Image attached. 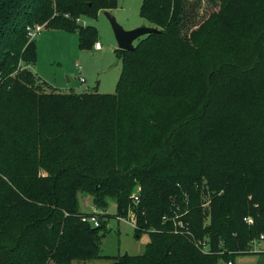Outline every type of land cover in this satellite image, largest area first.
Here are the masks:
<instances>
[{
	"label": "trees",
	"instance_id": "1",
	"mask_svg": "<svg viewBox=\"0 0 264 264\" xmlns=\"http://www.w3.org/2000/svg\"><path fill=\"white\" fill-rule=\"evenodd\" d=\"M218 3L190 29L189 0H143L141 17L159 31L133 51L116 49V93L76 94L43 87L31 69L37 51L27 27L78 31L80 46L90 47L95 32L67 20L95 19L118 0H0V127L34 128L15 161L0 166V264L107 257L101 240L110 215L79 210L78 193H91L101 209L116 197L121 218L137 183L135 235L147 232L150 242L114 264H216L256 253L251 242L264 234V110L255 107L264 106V92L239 89L264 78V14L242 29L238 19L260 0ZM220 29L236 34L234 46L220 47ZM92 214L99 225L83 221Z\"/></svg>",
	"mask_w": 264,
	"mask_h": 264
},
{
	"label": "rangeland",
	"instance_id": "2",
	"mask_svg": "<svg viewBox=\"0 0 264 264\" xmlns=\"http://www.w3.org/2000/svg\"><path fill=\"white\" fill-rule=\"evenodd\" d=\"M192 4V13L194 15L193 23L190 25H199L208 16L218 10V0H189ZM143 0H118L117 8L109 11L114 14L118 21L129 28L131 25H150L147 20L141 17L140 8ZM264 14V0L249 14L238 19L237 27L246 28ZM69 17V16H67ZM81 18V22L77 19ZM69 18L68 22H72L75 27L83 29L85 32H95V36L91 41L90 47H81L79 44L78 31H70L64 28L46 27L45 23H38L43 26V29L36 35L35 38H29L34 41L37 51V59L31 65V69L35 76L42 80L43 87L47 91L56 89L60 92H72L82 94L84 92L98 91L101 93L114 94L117 91V83L122 73V61L119 58L116 49L118 48L117 40L113 32L110 21L108 20L105 11H101L97 18L78 17ZM80 24L82 26L76 25ZM35 24V25H38ZM96 26L91 27V26ZM139 25V26H140ZM92 28V29H89ZM94 29V30H93ZM218 44L222 48L232 47L236 44V34L232 30H218ZM96 42H101L103 48L97 50L94 48ZM137 40L135 41V43ZM84 77L85 81H81ZM239 92L244 96L255 92H264V78L258 79L245 85ZM246 99V97H241ZM6 104V102L4 103ZM258 111L264 106L258 104L255 107ZM254 111V108L252 109ZM248 132V130H246ZM254 131H250L251 135ZM34 139V128L30 123L24 125L23 133L14 134L6 128L0 127V144L12 147L14 153L0 152V166L6 167L13 163L16 157L17 148L22 147V144ZM28 153L31 154L29 150ZM27 154V153H26ZM14 158V159H13ZM4 177L3 175H1ZM5 179V178H4ZM30 177L23 182L29 185ZM193 185L199 189L201 182L199 180H191ZM142 186L137 183L133 193L129 197L128 214L126 217L117 218L118 202L114 196L106 197L107 208H97L94 204V197L89 192H79L78 202L79 210L84 213L98 212L101 214H109L107 218L108 231L101 240L102 250L107 257L90 259L86 261H73L72 264H114V257L120 254L129 253L132 255L142 254L146 250L147 244L150 242V235L147 232L137 237L135 235V226L132 223L133 215H136V207L138 205L134 200V194L140 191ZM137 190V191H136ZM204 205L207 204L206 198H202ZM261 248L253 246V252L256 253H240L231 257L232 264H264V242L261 243ZM48 264H57L53 261ZM216 264H227V261L221 259Z\"/></svg>",
	"mask_w": 264,
	"mask_h": 264
},
{
	"label": "water",
	"instance_id": "3",
	"mask_svg": "<svg viewBox=\"0 0 264 264\" xmlns=\"http://www.w3.org/2000/svg\"><path fill=\"white\" fill-rule=\"evenodd\" d=\"M105 14L110 21L113 32L115 34L118 48L133 51L135 49V41L148 34L158 32L156 27L151 25H140L131 29L122 25L114 14L105 11Z\"/></svg>",
	"mask_w": 264,
	"mask_h": 264
},
{
	"label": "built area",
	"instance_id": "4",
	"mask_svg": "<svg viewBox=\"0 0 264 264\" xmlns=\"http://www.w3.org/2000/svg\"><path fill=\"white\" fill-rule=\"evenodd\" d=\"M79 22H81V18H78L77 19ZM43 29V26L38 24V25H34V26H28L27 27V31H28V35L30 38H35L36 35ZM94 48L97 49V50H101L102 49V44L101 42H96L95 45H94ZM81 81H85L84 77L81 78ZM137 191V190H136ZM134 200L135 202H139L140 200V195L138 192H136L134 194ZM133 221L132 223L134 224L135 226V223H136V219H135V215H133ZM83 221H89L91 223H93L94 225H99V217L95 214H92L90 216H84L83 218ZM245 220L249 223H252L253 222V219L251 217H245ZM180 225H183L182 223H180ZM264 242V234H262L259 239H255L253 240L251 243H252V246H251V250L253 249V246L255 247H259V249H262L261 248V243ZM197 244L200 245L202 247V249L204 251H208V248H209V244L206 242V241H202V240H199L197 241ZM253 251V250H252ZM233 261L230 260V261H227V264H232Z\"/></svg>",
	"mask_w": 264,
	"mask_h": 264
},
{
	"label": "crops",
	"instance_id": "5",
	"mask_svg": "<svg viewBox=\"0 0 264 264\" xmlns=\"http://www.w3.org/2000/svg\"><path fill=\"white\" fill-rule=\"evenodd\" d=\"M140 25V24H139ZM139 25H137V24H133V25H131L128 29H131V28H134V27H137V26H139ZM102 48H103V45H102ZM85 79V78H84ZM54 263V262H53Z\"/></svg>",
	"mask_w": 264,
	"mask_h": 264
}]
</instances>
